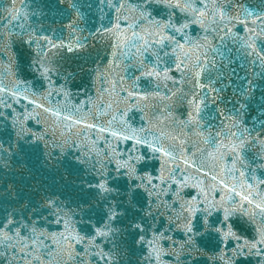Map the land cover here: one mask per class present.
I'll return each mask as SVG.
<instances>
[{
  "label": "snow or ice",
  "instance_id": "snow-or-ice-1",
  "mask_svg": "<svg viewBox=\"0 0 264 264\" xmlns=\"http://www.w3.org/2000/svg\"><path fill=\"white\" fill-rule=\"evenodd\" d=\"M217 40L264 68V0H0V264H264V108L203 118Z\"/></svg>",
  "mask_w": 264,
  "mask_h": 264
},
{
  "label": "water",
  "instance_id": "water-1",
  "mask_svg": "<svg viewBox=\"0 0 264 264\" xmlns=\"http://www.w3.org/2000/svg\"><path fill=\"white\" fill-rule=\"evenodd\" d=\"M39 2L40 0H31V6L36 7ZM206 52L212 62L208 64L204 73V81L206 83L213 81L212 86L219 90L215 95L221 96L222 99L218 103L209 102L204 105L202 116L205 120L214 123L215 121L211 120V117L217 116L219 119L217 108L220 106L232 111L235 100L230 102L229 97L233 96V89L243 90L248 79H251L255 85L251 97L247 100L250 113H256L257 106L264 108V100L260 99L264 97V68L251 65L243 50H238V46L230 43V40L223 42L217 40L210 49H206ZM226 85L227 87H225ZM206 93L213 96L210 90H206ZM258 118L264 119V115L258 116ZM252 123L255 126V121Z\"/></svg>",
  "mask_w": 264,
  "mask_h": 264
}]
</instances>
